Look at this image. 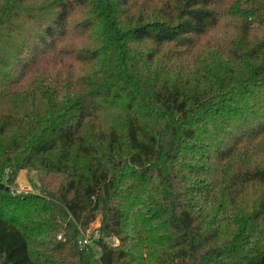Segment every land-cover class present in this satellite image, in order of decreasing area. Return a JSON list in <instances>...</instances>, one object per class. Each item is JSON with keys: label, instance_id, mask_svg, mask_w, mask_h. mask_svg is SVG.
I'll return each instance as SVG.
<instances>
[{"label": "trees", "instance_id": "16d2710c", "mask_svg": "<svg viewBox=\"0 0 264 264\" xmlns=\"http://www.w3.org/2000/svg\"><path fill=\"white\" fill-rule=\"evenodd\" d=\"M97 219L101 264H264V0H0V264Z\"/></svg>", "mask_w": 264, "mask_h": 264}, {"label": "rangeland", "instance_id": "374dc122", "mask_svg": "<svg viewBox=\"0 0 264 264\" xmlns=\"http://www.w3.org/2000/svg\"><path fill=\"white\" fill-rule=\"evenodd\" d=\"M12 190L15 193H38L40 186L37 174L33 172H21ZM99 225L100 219H97V221L92 224L86 232L82 231L79 235V241L84 239L88 240L89 246L87 251L91 259V264H101L99 261V248L95 245L96 240L98 239L97 230Z\"/></svg>", "mask_w": 264, "mask_h": 264}, {"label": "built area", "instance_id": "2783aa9c", "mask_svg": "<svg viewBox=\"0 0 264 264\" xmlns=\"http://www.w3.org/2000/svg\"><path fill=\"white\" fill-rule=\"evenodd\" d=\"M78 243L81 247H88L89 246L87 239L80 240ZM111 243H112V245L116 246L118 244V240L117 239H111Z\"/></svg>", "mask_w": 264, "mask_h": 264}]
</instances>
